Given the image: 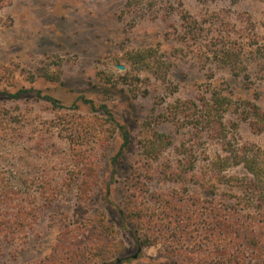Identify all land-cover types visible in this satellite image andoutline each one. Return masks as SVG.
I'll return each instance as SVG.
<instances>
[{"label": "rangeland", "instance_id": "obj_1", "mask_svg": "<svg viewBox=\"0 0 264 264\" xmlns=\"http://www.w3.org/2000/svg\"><path fill=\"white\" fill-rule=\"evenodd\" d=\"M0 1V264H264V0Z\"/></svg>", "mask_w": 264, "mask_h": 264}, {"label": "trees", "instance_id": "obj_2", "mask_svg": "<svg viewBox=\"0 0 264 264\" xmlns=\"http://www.w3.org/2000/svg\"><path fill=\"white\" fill-rule=\"evenodd\" d=\"M129 1H137V0H129ZM147 1H159V0H147ZM24 92L25 91H18L15 94H8V96L11 99H18L20 95ZM0 94L2 93L0 92ZM37 96L40 97L39 93L37 94ZM41 98L51 103H54V101L50 99L49 97H41ZM203 110L207 114H211L212 112L216 115L222 114L223 112H225L223 100H221V98L218 95H216V93H214L212 95V99H210L207 102H203ZM106 114L109 115L107 111H106ZM254 125L259 127L260 131L264 132V111L257 115L254 121ZM128 143H129L128 134L126 131H122V145H121L120 151L117 154V158L121 155L123 148H125L128 145ZM116 159L114 160V162H117ZM242 163L244 164L247 173L251 174L253 177H258L264 172L263 169L258 167L255 161L253 160L243 159ZM117 263L118 261H115L113 264H117Z\"/></svg>", "mask_w": 264, "mask_h": 264}, {"label": "water", "instance_id": "obj_3", "mask_svg": "<svg viewBox=\"0 0 264 264\" xmlns=\"http://www.w3.org/2000/svg\"><path fill=\"white\" fill-rule=\"evenodd\" d=\"M118 68H119L120 70H123V67H121V66H119Z\"/></svg>", "mask_w": 264, "mask_h": 264}]
</instances>
